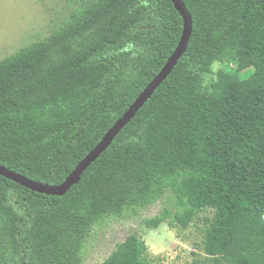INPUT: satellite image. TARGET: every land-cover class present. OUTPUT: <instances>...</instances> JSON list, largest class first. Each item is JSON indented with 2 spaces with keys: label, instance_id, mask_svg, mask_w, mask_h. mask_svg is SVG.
Segmentation results:
<instances>
[{
  "label": "trees",
  "instance_id": "16d2710c",
  "mask_svg": "<svg viewBox=\"0 0 264 264\" xmlns=\"http://www.w3.org/2000/svg\"><path fill=\"white\" fill-rule=\"evenodd\" d=\"M70 1L77 7L73 30L121 11L132 22L117 43L58 66L41 81L27 82L26 74L54 38L0 62V164L51 186L64 183L122 118L184 32L172 0ZM183 2L193 18L186 53L79 184L54 196L0 176V264H83L96 226L148 207L168 190L174 209L146 220L148 228L187 229L213 212L205 220V256L192 264H264V0ZM215 63L223 68L206 85ZM250 69L253 75L242 78ZM50 87L42 100L14 101ZM91 108L84 142L55 175L45 176L59 148L71 144L64 129ZM103 264L154 263L134 233Z\"/></svg>",
  "mask_w": 264,
  "mask_h": 264
},
{
  "label": "rangeland",
  "instance_id": "374dc122",
  "mask_svg": "<svg viewBox=\"0 0 264 264\" xmlns=\"http://www.w3.org/2000/svg\"><path fill=\"white\" fill-rule=\"evenodd\" d=\"M76 8V4L70 0H0V62L13 57L25 47L44 46L54 38L47 53L35 62L37 69L26 74L27 82L41 81L58 66L93 56L108 44L117 43L132 22L121 11L115 17L112 14L104 15L83 29L84 21H81L73 30L69 20ZM79 30L82 32L79 33ZM222 68L221 63L213 65L212 74L206 77V85L217 78ZM253 73L254 70L250 69L242 72L241 76L248 79ZM53 91L52 87L39 88L15 97L14 101L20 104L33 103ZM93 114L94 108H91L83 121H76L64 129L65 135H72L71 144L66 149L59 148L54 165L50 169L43 168L45 176L55 175L59 166L84 142L83 134ZM27 161H32V157H28ZM39 165L46 167L42 163ZM174 205V193L168 190L156 203L145 208H129L123 215L96 226L84 249L83 264H103L116 246L134 233L146 242L149 257L154 264H192L196 259L204 257L202 246L205 220L213 216L212 211L201 213L187 229L170 227L167 223L156 229L146 226V220L159 215L166 207L174 209Z\"/></svg>",
  "mask_w": 264,
  "mask_h": 264
},
{
  "label": "water",
  "instance_id": "95a60500",
  "mask_svg": "<svg viewBox=\"0 0 264 264\" xmlns=\"http://www.w3.org/2000/svg\"><path fill=\"white\" fill-rule=\"evenodd\" d=\"M176 9L184 17V32L179 46L169 58L163 70L155 77V79L140 94L138 99L122 116V118L106 133L100 143L86 156L74 172L66 179L64 183L57 186H51L33 179L27 178L0 164V176L13 179L18 184L30 190L46 193L48 195L63 196L66 195L73 186L80 183L83 174L94 164L104 152L111 146L118 135L125 127L134 119L139 109H141L147 100L154 94L156 89L170 75L173 69L178 65L181 58L187 51L190 39L193 33V18L188 11L183 0H172Z\"/></svg>",
  "mask_w": 264,
  "mask_h": 264
}]
</instances>
